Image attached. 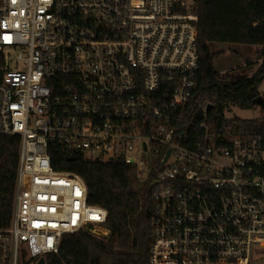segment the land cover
<instances>
[{
	"label": "built area",
	"instance_id": "1",
	"mask_svg": "<svg viewBox=\"0 0 264 264\" xmlns=\"http://www.w3.org/2000/svg\"><path fill=\"white\" fill-rule=\"evenodd\" d=\"M195 0H0V134L21 138L0 264L99 234L108 210L49 145L133 165L154 190L150 264H251L264 249L259 134L190 126ZM100 231V232H99ZM96 236V235H94ZM99 237V236H98Z\"/></svg>",
	"mask_w": 264,
	"mask_h": 264
},
{
	"label": "trees",
	"instance_id": "2",
	"mask_svg": "<svg viewBox=\"0 0 264 264\" xmlns=\"http://www.w3.org/2000/svg\"><path fill=\"white\" fill-rule=\"evenodd\" d=\"M194 10L199 17V69L188 107L190 126L201 134L198 125L211 104L207 123L213 134L226 129L242 137L259 134L264 150V118H229L225 114L232 107H264L260 92L264 82V0H195ZM215 42L260 45L263 60L252 75L223 74L215 67V59L222 54L212 50ZM2 61L0 52V64ZM20 140L18 134H0V228L8 226L12 213ZM49 152L56 170L76 172L84 178L88 201L108 210L111 233L106 237L83 231L65 235L59 253L44 256L46 264H150L154 190L148 181L137 178L135 166L122 160L91 159L56 143L49 145Z\"/></svg>",
	"mask_w": 264,
	"mask_h": 264
},
{
	"label": "rangeland",
	"instance_id": "3",
	"mask_svg": "<svg viewBox=\"0 0 264 264\" xmlns=\"http://www.w3.org/2000/svg\"><path fill=\"white\" fill-rule=\"evenodd\" d=\"M253 46L261 47L256 44H242V43H211V48L213 51H222V54L215 59V65L217 69H222L227 66L239 65L245 63L243 67H236L229 70L230 73H246L247 75L254 74L255 64L252 61L256 58V51ZM259 56H262V48L260 50ZM260 92L264 97V82L260 86ZM226 116L231 117H241V118H264V107L258 105L251 109H242L238 107H232L230 110L226 111ZM264 157V152H263ZM100 232V231H99ZM96 236L106 235L103 232L99 234L93 233ZM256 255L251 264H264V249H256ZM23 264V262H20ZM27 264V263H25ZM29 264H36V261L30 262Z\"/></svg>",
	"mask_w": 264,
	"mask_h": 264
},
{
	"label": "crops",
	"instance_id": "4",
	"mask_svg": "<svg viewBox=\"0 0 264 264\" xmlns=\"http://www.w3.org/2000/svg\"><path fill=\"white\" fill-rule=\"evenodd\" d=\"M253 47L255 48V51H256V58L252 60L254 62V64H255V67H254V72H255L257 70L258 66L260 65V63L262 62L263 57L259 56L260 50H261L262 47H257V46H253ZM238 66L239 67H243V66H245V63L239 64V65L227 66V67L222 68V69H217V67L215 65L216 69L218 71H220L221 73H223V74L228 72L230 69L236 68Z\"/></svg>",
	"mask_w": 264,
	"mask_h": 264
},
{
	"label": "water",
	"instance_id": "5",
	"mask_svg": "<svg viewBox=\"0 0 264 264\" xmlns=\"http://www.w3.org/2000/svg\"><path fill=\"white\" fill-rule=\"evenodd\" d=\"M258 103L261 104V103H262V100L260 99ZM211 106H212L211 104H208L207 107H206V109L209 110V109L211 108ZM71 159H73V157H72ZM36 264H46V259H45V257H41V258L37 261Z\"/></svg>",
	"mask_w": 264,
	"mask_h": 264
},
{
	"label": "bare ground",
	"instance_id": "6",
	"mask_svg": "<svg viewBox=\"0 0 264 264\" xmlns=\"http://www.w3.org/2000/svg\"><path fill=\"white\" fill-rule=\"evenodd\" d=\"M103 232H107V227H102L101 229ZM100 235V234H99Z\"/></svg>",
	"mask_w": 264,
	"mask_h": 264
}]
</instances>
